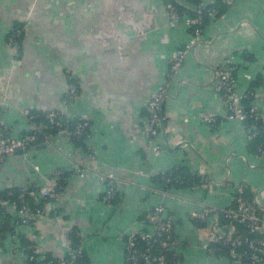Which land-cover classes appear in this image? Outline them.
Masks as SVG:
<instances>
[{
	"label": "crops",
	"instance_id": "1",
	"mask_svg": "<svg viewBox=\"0 0 264 264\" xmlns=\"http://www.w3.org/2000/svg\"><path fill=\"white\" fill-rule=\"evenodd\" d=\"M164 2L0 0V127L12 135H31L25 115L58 110L89 121L90 142L96 150L91 160L83 146L54 135L51 145L35 142L27 160L17 154L0 163V191L41 182L30 162L38 164L43 174L75 164L88 168L66 180L60 221L50 217L32 226L41 237L37 240L43 252L53 257L64 254L72 231L79 234L87 264H129L122 251L124 237L148 230L146 213L163 204L176 220L179 264H240L214 244L201 247L211 218L193 214L208 206H233L235 185H242L244 196L253 198L264 188V167L251 166L256 164L255 145L249 144L241 123L222 122L210 129L197 117L200 111H223L214 72L225 60L233 69L239 95L252 91L251 103L264 117V0H235L208 23L178 73L180 86L174 83L164 101L169 149L161 135L164 152L153 159L141 128L146 104L164 84L170 60L190 36L183 24L168 26ZM191 7L183 6L188 11ZM16 28L21 31L20 41L9 46L6 33ZM67 70L75 73L80 100L64 108ZM37 124L46 130L45 124ZM176 166L186 167L191 175L202 170L209 185L179 187L162 195L153 178ZM108 174L133 184L118 187L110 208L98 202L102 191L98 175ZM213 179L221 182L212 183ZM193 219L204 227L195 226ZM218 221L226 220L219 215ZM238 228L244 233L243 226ZM14 229L24 230L27 237L26 228ZM3 236L0 264H23L12 252L11 233Z\"/></svg>",
	"mask_w": 264,
	"mask_h": 264
},
{
	"label": "built area",
	"instance_id": "2",
	"mask_svg": "<svg viewBox=\"0 0 264 264\" xmlns=\"http://www.w3.org/2000/svg\"><path fill=\"white\" fill-rule=\"evenodd\" d=\"M195 2L196 4L193 5L191 10L194 14L189 16L181 14L172 2H164L168 26L175 28L177 25L183 24L191 30V34L188 43L178 49L170 60L165 73L164 84L158 88L146 104L148 115L142 120L141 128L148 152L153 159L161 157L164 152L161 119L163 121L162 107L166 97L170 96L169 89L172 88L174 83L180 86L178 73L194 46L199 42L205 27V21L213 22L216 20L219 14L216 5L220 4L231 8L235 0H195ZM0 32H2L1 28ZM7 34L10 36V46L17 45L16 38L21 35V31L16 28ZM75 78L73 71H65L64 79L67 90L61 100L64 108H68L80 100ZM214 86L216 93L221 98L223 111L211 113L200 111L197 119L210 129H217L219 124H223L222 122H239L244 126L248 140L254 137L255 131L260 127L259 129L263 133V141L257 147L256 164L251 166L261 165L264 167V117L253 103L244 106L243 99L245 96L239 95L236 90L233 69L228 60L222 61L217 67ZM25 118L32 126L31 135H12L8 129L0 127V163L17 154L27 160L28 151L33 147L34 142L41 138L46 145H51L53 135L61 136L68 143L72 140H82L87 147V156L91 160H95L96 150L93 143L90 142L91 129L88 120L81 116H65L58 110H48L36 115L29 114L25 115ZM35 119L45 120L46 130H42ZM248 120H251L250 124H246ZM30 167L39 176L41 182H27L19 188L16 203L0 201V206L10 212L13 232H15V227L26 228L27 238L31 243L28 249H31L37 257L34 258H36L38 264H54L52 261L45 262V258L42 257L44 252L40 249V242L37 240L38 237L33 232L32 226L38 217H48L50 214H54L55 217L60 216L61 180L66 182L68 178L87 172L88 168L75 164L68 168H56L43 174L38 164L30 162ZM174 168L178 169L179 167ZM206 174L208 173L206 172ZM192 175L204 178V172L200 169L193 170ZM98 178L102 183L101 196L98 202L110 208L118 194V185L125 182L119 181L110 174L98 175ZM206 180H200L195 187L206 189V185H209ZM156 182L158 185L163 184L165 187L171 185L172 182L183 183L182 179L179 180V178L172 181L170 172L165 177L158 178ZM211 182L219 184L221 181L213 179ZM159 189L162 195L168 194V191L162 188ZM232 193L233 206L230 208L216 209L208 206L202 208L199 214H193L194 217L203 220L211 218L210 223L204 230L205 242L201 247L207 249L214 244L220 250H227L235 263L264 264V217L259 213L264 209V190L255 191L254 197L248 199L244 196V187L235 185ZM8 195L11 196L12 193H8ZM27 197L32 200L35 206L45 200L41 203L43 207L32 210L26 200ZM219 215L225 218L224 224L218 221ZM175 223V218L167 213L163 204L152 207L145 215V224L149 229L134 231L124 237L122 251L126 260L130 264H179L176 254L178 242L175 237ZM239 225L244 227V233H241L238 228ZM2 227L3 224L0 222V230ZM138 239L146 243L143 249H139ZM10 241L13 246V253L22 258L23 264H25V260H34L33 257L27 258L23 255L16 234L11 235ZM2 243L0 241V247ZM154 244L157 246L156 253H154ZM83 251L82 245L77 249H73L69 242L63 255L54 256L58 261L55 260V262L57 264H76L77 259L82 257ZM169 252L171 254L167 256L166 253Z\"/></svg>",
	"mask_w": 264,
	"mask_h": 264
},
{
	"label": "trees",
	"instance_id": "3",
	"mask_svg": "<svg viewBox=\"0 0 264 264\" xmlns=\"http://www.w3.org/2000/svg\"><path fill=\"white\" fill-rule=\"evenodd\" d=\"M169 1L172 2L176 6V8L179 10V12L181 14L188 15V16L194 14L193 11H191V10H192L193 5L196 4L195 0H165V2H169ZM189 3L192 4V7H191L190 11L185 10L183 8V6L185 4H189ZM216 6L219 9V14H218V16L216 18V20H217L219 17L222 16L223 10L226 7H223L220 4H217ZM208 23H209V21L206 20L205 21V27L203 29L206 28ZM189 32L191 34V30L190 29H189ZM202 34H203V32H202ZM20 37H21V35L16 38V42L17 43H19ZM201 37H202V35L200 36V38ZM9 38H10V36L7 34L6 37H5V43L10 46ZM189 39H190V36H189ZM253 95H254V93L252 91L245 95V97L243 99V104H244L245 107L248 106L251 103V101L253 100ZM36 114H38V113H36ZM36 114H32V115H36ZM146 115H148V111L146 112ZM35 121L36 122H41V123L45 124V126H46V122L43 119H35ZM71 123H73V122H71ZM250 123H251V120H248L246 122V124H250ZM259 128L260 127H258V129L255 131L256 134L254 135V137L251 138V140H249V144L254 142V145H255V147H254L255 150L252 152L254 154V156L257 155V147H258V145L261 144L262 141H263V133H262V130L259 129ZM21 136H23V135H21ZM36 142H37V144H43L44 143L41 140V138L38 139V141H36ZM69 143H74L76 145L83 146L84 150L87 152V147H86V145L84 144V142L82 140H72V142H69ZM34 144H35V142L33 143V145ZM182 170H183V172H182ZM168 172H170V174H171L172 181H174V180L179 178V180L182 179L183 183L178 184L176 182H172L171 185H169V186L167 185L166 187L163 184L158 185V183L155 182V181L158 178L165 177ZM153 180H154L153 183H155L157 188H162V189H164V190L169 192L172 189H178L179 187H185L187 189H191V187L196 186L197 184H199L200 180L204 181V180H206V178L205 177L201 178V177H198V176H195V175H191L188 172L186 167H182V168H178V169L173 167V168L167 170L164 173H160V174L156 175L153 178ZM206 182H208V180H206ZM60 186H61L60 191L62 192L64 187H65V180H61ZM19 190H20L19 188H12V189H9V190L0 191V201H4V202L8 201V202H15L16 203L18 201L17 196H18ZM8 193H12V195L9 196ZM26 200L29 202V206L31 207L32 210L36 209V208H42L43 206L41 205V203L45 202V200H42L41 203L38 206H35L32 203V200L30 198L27 197ZM259 213H260V215H262V212H259ZM49 217H55V215L54 214H50ZM0 222L3 224V227L0 230V234H1L0 241L5 240V237L3 236V234H5L6 232H10L11 235L12 234H14V235L16 234L19 246L23 250V255L27 256V258L36 257L32 253V250L28 249V247L31 245V243L29 242L28 238L23 234L24 230L19 229L17 233L13 232V230L11 228L12 217L10 215V212L6 211V209L4 207H2V206H0ZM191 222L195 223L194 225L197 226L198 228L204 227V224L203 223H199V220L193 219V220H191ZM68 242H70V245L73 247V249H77V248H79V246L82 245V241H81V239L79 237V234H77L75 232H72V231H70V233H69V241ZM137 242L139 244V249H143L145 247L146 243L144 241H141V240L138 239ZM215 248H217V246H215ZM156 252H157V246H156V244H154V253H156ZM170 254H171L170 252L166 253L167 256H170ZM42 257L45 258V262L52 261V262H54V264H57L55 262V260L57 261V259L55 257L49 255L47 252H44L42 254ZM36 258H34V260L32 259L31 261H26L25 260L24 263L25 264H38V262L36 261ZM76 264H87V260H86V256H85V252L84 251H83L82 257L77 259Z\"/></svg>",
	"mask_w": 264,
	"mask_h": 264
},
{
	"label": "rangeland",
	"instance_id": "4",
	"mask_svg": "<svg viewBox=\"0 0 264 264\" xmlns=\"http://www.w3.org/2000/svg\"><path fill=\"white\" fill-rule=\"evenodd\" d=\"M211 41V40H210ZM212 41H214L213 39H212ZM211 41V42H212ZM65 73V72H64ZM79 90V89H78ZM79 93H80V91H79ZM62 102V101H61ZM119 181H121V179H119V178H117ZM123 182H125L124 184H119L118 186H120V185H126V184H131V185H133L132 184V182H127V181H125V180H122ZM169 193V192H168ZM263 197H264V194H263ZM262 212H264V209L262 210ZM48 218H50L49 216L48 217H46V216H41V217H38V219L37 220H39V222H42V220H44V221H46V220H48ZM55 219L56 220H58V221H60V216H56L55 217ZM17 233V232H16ZM35 233V232H34ZM35 235L36 236H39L40 237V235H38V234H36L35 233ZM39 240H41V237H40V239ZM12 245V244H11ZM39 245H41L40 243H39ZM40 247V246H39ZM11 248H12V252H13V246H11ZM40 249H41V247H40Z\"/></svg>",
	"mask_w": 264,
	"mask_h": 264
},
{
	"label": "water",
	"instance_id": "5",
	"mask_svg": "<svg viewBox=\"0 0 264 264\" xmlns=\"http://www.w3.org/2000/svg\"><path fill=\"white\" fill-rule=\"evenodd\" d=\"M195 47V46H194ZM214 73H216V72H214ZM214 78H215V75H214ZM161 130H162V135H163V137H164V139H165V145L168 147V145H167V141H166V137L164 136V127H163V121H162V119H161ZM189 145L188 143H181V144H179L180 146L181 145ZM168 149H169V147H168ZM263 190H264V188H263Z\"/></svg>",
	"mask_w": 264,
	"mask_h": 264
}]
</instances>
